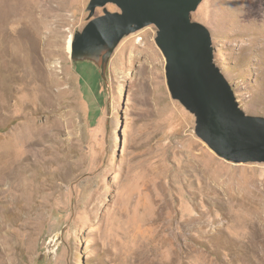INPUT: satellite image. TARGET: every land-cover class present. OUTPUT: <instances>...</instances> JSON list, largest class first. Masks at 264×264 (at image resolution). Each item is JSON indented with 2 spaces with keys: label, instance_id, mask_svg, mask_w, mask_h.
<instances>
[{
  "label": "rangeland",
  "instance_id": "rangeland-1",
  "mask_svg": "<svg viewBox=\"0 0 264 264\" xmlns=\"http://www.w3.org/2000/svg\"><path fill=\"white\" fill-rule=\"evenodd\" d=\"M89 2L0 0V264H264V163L196 137L154 26L102 72L75 62ZM192 20L242 111L264 117V0H203Z\"/></svg>",
  "mask_w": 264,
  "mask_h": 264
},
{
  "label": "water",
  "instance_id": "water-1",
  "mask_svg": "<svg viewBox=\"0 0 264 264\" xmlns=\"http://www.w3.org/2000/svg\"><path fill=\"white\" fill-rule=\"evenodd\" d=\"M203 0H90L91 20L70 41L75 62L91 61L101 72L122 39L154 26L165 59L172 100L195 117L194 133L218 158L235 165L264 163V117L248 116L214 62L209 30L192 20ZM114 5L119 11L104 8ZM97 8L103 16L93 18Z\"/></svg>",
  "mask_w": 264,
  "mask_h": 264
},
{
  "label": "bare ground",
  "instance_id": "bare-ground-1",
  "mask_svg": "<svg viewBox=\"0 0 264 264\" xmlns=\"http://www.w3.org/2000/svg\"><path fill=\"white\" fill-rule=\"evenodd\" d=\"M67 50H68V52L70 51V49H69V45H68V47H67ZM147 190H148V188H146ZM149 191V190H148ZM159 192V191H158ZM158 200V199H157ZM158 202V201H157ZM163 206V205H162ZM161 213V212H160ZM161 218V217H160ZM154 220V219H153ZM152 223V222H151ZM162 225V224H161ZM160 225V226H161ZM152 226V225H151ZM259 226V225H258ZM150 227V226H149ZM150 228H152V227H150ZM162 228V227H161ZM160 228V229H161ZM159 229V228H158ZM160 229H159V231H160ZM159 231H157V233L159 232ZM150 232H152V231H150ZM153 232H155L154 230H153ZM164 232V231H163ZM155 235H156V233H155ZM250 235H251V233H250ZM159 236H161V235H159ZM162 237H163V235H162ZM160 238V237H159ZM171 238V237H170ZM252 238V237H251Z\"/></svg>",
  "mask_w": 264,
  "mask_h": 264
}]
</instances>
